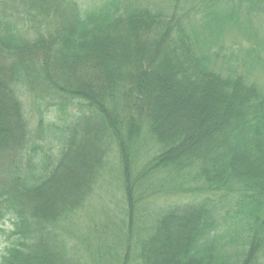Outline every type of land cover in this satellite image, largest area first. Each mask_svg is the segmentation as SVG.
I'll return each instance as SVG.
<instances>
[{
	"label": "trees",
	"instance_id": "16d2710c",
	"mask_svg": "<svg viewBox=\"0 0 264 264\" xmlns=\"http://www.w3.org/2000/svg\"><path fill=\"white\" fill-rule=\"evenodd\" d=\"M0 239L264 264V0H0Z\"/></svg>",
	"mask_w": 264,
	"mask_h": 264
},
{
	"label": "rangeland",
	"instance_id": "374dc122",
	"mask_svg": "<svg viewBox=\"0 0 264 264\" xmlns=\"http://www.w3.org/2000/svg\"><path fill=\"white\" fill-rule=\"evenodd\" d=\"M30 114L33 115V112L31 110H29ZM37 118L35 119V122H36ZM34 125L36 123H33ZM2 249H3V244H2V239H0V253L2 252Z\"/></svg>",
	"mask_w": 264,
	"mask_h": 264
}]
</instances>
